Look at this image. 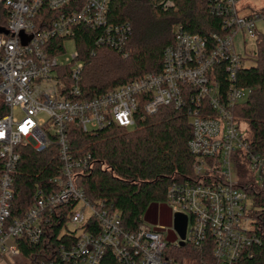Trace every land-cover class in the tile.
I'll use <instances>...</instances> for the list:
<instances>
[{"label":"built area","instance_id":"built-area-1","mask_svg":"<svg viewBox=\"0 0 264 264\" xmlns=\"http://www.w3.org/2000/svg\"><path fill=\"white\" fill-rule=\"evenodd\" d=\"M111 2L0 0V264H31L17 239L39 243L43 226L69 203L73 210L67 222L73 228L65 225L62 232L74 239L58 244L49 260L36 264H100L108 250L120 264H252L253 249L264 240L263 222L254 211L264 199V155L249 152L248 128L234 115L252 89L236 82L245 56L234 51L232 37L238 31L254 37L264 7L242 15L238 0H208L209 13L222 19L227 33L207 37L175 25L160 71L80 98L83 62L77 50L61 59L65 44L74 43L77 30L86 28L95 31L97 47L121 50L130 26L108 20ZM159 4L167 8L172 2ZM57 46L60 52L51 53ZM161 106L183 109L191 128L187 147L193 177L171 183L165 194L172 212L187 218L184 239L176 233L171 242L162 227L145 222L135 231L125 230L118 212L87 200L75 175L89 165L90 155L74 156L68 141L71 125L84 133L114 125L132 129L137 118ZM53 143L60 161L51 181L55 188L38 190L24 214L11 220L16 147L42 152ZM243 167L250 177H240ZM184 244L202 256L176 261L168 248Z\"/></svg>","mask_w":264,"mask_h":264},{"label":"trees","instance_id":"trees-1","mask_svg":"<svg viewBox=\"0 0 264 264\" xmlns=\"http://www.w3.org/2000/svg\"><path fill=\"white\" fill-rule=\"evenodd\" d=\"M161 1L165 0H112L108 20L130 26L121 50L97 47L95 31L77 30L74 45L83 62L80 98L93 97L145 73L160 71L162 51L173 42L175 25L207 37L210 33H227L222 19L209 13L208 0H169L172 5L167 8L161 7ZM254 37L255 50L246 54L236 77L237 84L251 88L252 94L235 107L234 115L248 128L249 152L264 155V35L255 32ZM53 43L60 45L59 40ZM60 50L57 46L51 53ZM3 110L0 107V115ZM190 136L185 111L172 106H161L155 113L137 118L132 129L114 125L84 133L71 125L68 138L71 152L74 156L90 155L89 165L75 175L76 186L91 203L118 212L125 230L135 231L144 223L145 212L154 203L165 200L171 183L192 179V156L187 147ZM16 151L19 158L12 173L11 220L24 214L38 190L48 193L55 188L51 181L60 170L54 143L42 152L26 145L16 147ZM1 164L0 160V171ZM250 192L259 194L252 189ZM260 198L262 208L254 211L264 225V199ZM72 210L73 203L60 206L43 226L45 234L39 243H30L23 236L17 239L20 251L31 259V264L49 260L58 244L74 239L62 232ZM253 250L256 258L252 264H262L264 240ZM168 253L181 263L202 256L187 244L169 247ZM100 264L120 263L108 250Z\"/></svg>","mask_w":264,"mask_h":264},{"label":"rangeland","instance_id":"rangeland-1","mask_svg":"<svg viewBox=\"0 0 264 264\" xmlns=\"http://www.w3.org/2000/svg\"><path fill=\"white\" fill-rule=\"evenodd\" d=\"M262 6H264V0H238V8L240 10V13L242 14H248L254 9L261 10ZM255 11H252V13ZM255 32L264 35V19L261 18L255 21ZM232 44L233 49L237 54L246 56V54H249L255 50V37H253L252 35H244L242 31H238L232 37ZM75 51L76 47L74 43L67 42L65 44V53L61 57V59H63V57L72 55ZM240 171V177H242V179L251 176V173L247 167L241 168ZM81 207L82 204L78 202L76 204V208L79 209ZM172 215L173 212L170 206L166 202L162 201L154 203L153 207L149 208V210L145 212L143 220L150 226L162 227L165 233L166 241L171 242L178 238L175 230L172 227ZM66 227L68 229L73 228V226L69 222H66Z\"/></svg>","mask_w":264,"mask_h":264},{"label":"water","instance_id":"water-1","mask_svg":"<svg viewBox=\"0 0 264 264\" xmlns=\"http://www.w3.org/2000/svg\"><path fill=\"white\" fill-rule=\"evenodd\" d=\"M186 219H187L186 216L182 213H173L172 215V227L181 240L184 239V235H185ZM182 244L183 242L180 241V245Z\"/></svg>","mask_w":264,"mask_h":264},{"label":"crops","instance_id":"crops-1","mask_svg":"<svg viewBox=\"0 0 264 264\" xmlns=\"http://www.w3.org/2000/svg\"><path fill=\"white\" fill-rule=\"evenodd\" d=\"M264 6H262V8H263ZM261 8V9H262ZM260 9V8H259ZM255 10H258V9H254V10H252V11H255ZM252 11L250 12V13H248V14H251L252 13ZM240 14H242V13H240ZM248 14H242V15H248ZM146 218V217H145ZM147 219V218H146Z\"/></svg>","mask_w":264,"mask_h":264}]
</instances>
